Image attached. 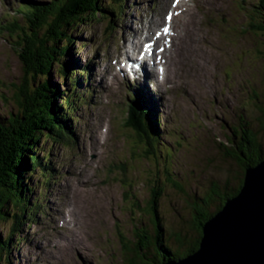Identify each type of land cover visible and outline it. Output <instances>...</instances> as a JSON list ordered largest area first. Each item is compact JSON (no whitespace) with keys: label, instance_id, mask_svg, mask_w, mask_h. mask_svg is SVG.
Instances as JSON below:
<instances>
[{"label":"rangeland","instance_id":"rangeland-1","mask_svg":"<svg viewBox=\"0 0 264 264\" xmlns=\"http://www.w3.org/2000/svg\"><path fill=\"white\" fill-rule=\"evenodd\" d=\"M31 1L49 0H0V115L17 110L15 95L32 77L25 73L21 41L9 38L4 28L8 20H20L16 11ZM257 1L188 0L182 15L173 19V25L183 28L180 48H173L178 44L173 37V50L164 57L167 69L161 77L156 73L150 80L154 83L142 82L141 76L130 81L120 72L112 76L110 61L119 46L129 49L132 29L155 13L162 20L171 0H108L111 14L68 27L73 56L66 58L78 59L71 70L91 61V89L83 94L86 104L74 113L78 116L62 141L43 138L36 147L40 157L41 149L50 150L52 172H45L51 178L45 180L35 170L27 179L33 189L30 199L37 198L39 205L36 220L22 227L23 237L12 236L10 253H2L0 264H128L132 254H126L121 241L133 247L135 227L154 236V188L165 235L170 231L187 241L195 235L196 202L210 190L228 193L242 180L239 161L225 155L233 148L231 129H254L264 149L258 110L264 108V14L249 16L243 10ZM195 7H201L200 13ZM250 18L251 24L263 26L247 28ZM56 69L51 76L59 82ZM135 87L160 113H155L156 140L147 141L127 124L126 119L137 121L128 114L131 97L140 95L132 93ZM132 111L139 117L138 110ZM140 125L145 130V123ZM217 203L207 208L213 212ZM11 222V215L0 220L2 238L10 235ZM168 243L175 248L171 239Z\"/></svg>","mask_w":264,"mask_h":264},{"label":"trees","instance_id":"trees-1","mask_svg":"<svg viewBox=\"0 0 264 264\" xmlns=\"http://www.w3.org/2000/svg\"><path fill=\"white\" fill-rule=\"evenodd\" d=\"M107 1H31L29 5H21L16 11L20 13L23 25L14 18L11 22L8 20L4 26L9 38L21 41L22 45L20 44L18 48L22 51L20 56L25 73L30 72L32 77L29 82H25V89L18 90L15 95L18 102L17 110H5V114L0 115V220H4L7 215H11L12 220L10 235L6 238L0 236V257L2 253L6 255L10 253L9 241L12 236L21 237L19 233L22 227L36 220L35 209H39V205L36 202L37 198L30 199L33 189L27 179H30V174L35 170L40 175L44 173L45 177L47 175L45 168L51 170L47 165L50 162L49 153L41 149L43 154L40 157L36 147L43 138L51 139L52 142H61L66 135L64 131L69 129L68 123L70 117L72 118V111H75L74 89L77 87L75 80L70 79V84L74 83L72 86L60 87L64 83L67 84L68 77H71V67L75 66L74 62L68 59L73 54L72 40L70 35H66L67 29L73 24L84 25L88 19H94L102 13L111 14ZM259 6L257 10L264 14V2ZM251 20L247 22V28L253 29L254 25H261L260 23L251 24ZM64 35H66L65 43L61 46ZM67 56L69 57L66 58ZM55 66L57 69L54 73L59 77V82L51 76ZM77 96L78 99L82 98L80 93H77ZM258 110L262 115L259 125L264 128V108L259 107ZM140 116H143L141 112ZM143 117L146 121V116ZM146 124L151 135H157L154 123L149 125L146 121ZM240 128L239 130L235 127L231 129L233 137L229 140L233 148L226 150L225 155L233 156L239 161L244 176L247 167L264 159V149L262 150L260 142H257L254 129L248 127L245 129L242 126ZM243 176L238 187L230 189L228 193L225 191L220 196L214 190H210V195L196 202L194 207L196 233L189 241L179 234L173 236L170 231L168 235H165L164 227L159 223L155 209L159 194L154 188L150 207V209L153 208V218L157 220L154 236L149 235L142 227L140 229L135 227L137 234L135 232L134 235L137 239L134 241V246L130 248L121 241L123 248L127 251L126 254H132L129 256L128 264H159L164 260L186 256L197 249L202 225L221 208L226 199L236 195L243 183ZM165 177L167 181H170L171 178L168 175ZM215 198L220 199L217 201ZM213 201L218 203L215 210L211 212L212 210L207 206ZM17 205L19 208L16 209ZM10 206L15 211L10 213ZM168 239L173 241L175 248L170 247ZM135 259L138 263L134 262Z\"/></svg>","mask_w":264,"mask_h":264},{"label":"water","instance_id":"water-1","mask_svg":"<svg viewBox=\"0 0 264 264\" xmlns=\"http://www.w3.org/2000/svg\"><path fill=\"white\" fill-rule=\"evenodd\" d=\"M159 264H264V159L245 169L236 195L202 225L198 248Z\"/></svg>","mask_w":264,"mask_h":264},{"label":"bare ground","instance_id":"bare-ground-1","mask_svg":"<svg viewBox=\"0 0 264 264\" xmlns=\"http://www.w3.org/2000/svg\"><path fill=\"white\" fill-rule=\"evenodd\" d=\"M155 24H157V23H154V25ZM136 33L137 32L134 31V34H136ZM177 46L180 48V44H178ZM151 56H152V52H148V56H147L148 59L139 61V66L141 67V69L140 70L136 69V75H137V77L141 76V79L146 81V82L149 81V82H153L154 83V81H150V80H155L154 77H155V74H156V72L154 71V65H152L153 62H152ZM126 69H127L126 72H127L128 77L132 78L131 79L132 81H137V79L133 75L132 67L126 65ZM69 83H71V82H69ZM73 84L74 83H72V85ZM69 85L72 86L71 84H69ZM148 86H151V84H148ZM155 87H156L155 92H156V90L158 92H160L158 85L157 86L155 85ZM134 89H135L134 91H137L136 87ZM143 100H144V98L139 96V97L134 99V102L135 103H142V109H141L142 111H141V113L143 114V116H146V121H147V123L149 125L150 124L152 125L154 123L155 127L157 128V132H159V123L156 120H154L153 117H152L156 113L155 107L153 105L144 103ZM157 115H160V113L157 112ZM157 115H155V116H157Z\"/></svg>","mask_w":264,"mask_h":264},{"label":"snow or ice","instance_id":"snow-or-ice-1","mask_svg":"<svg viewBox=\"0 0 264 264\" xmlns=\"http://www.w3.org/2000/svg\"><path fill=\"white\" fill-rule=\"evenodd\" d=\"M164 31H165V32H167V31H168V29H167V28H165V29H164Z\"/></svg>","mask_w":264,"mask_h":264}]
</instances>
